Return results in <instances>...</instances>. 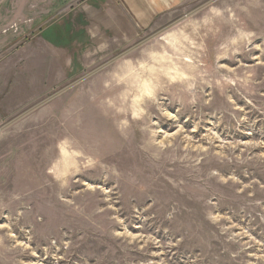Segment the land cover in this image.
Instances as JSON below:
<instances>
[{
  "label": "rangeland",
  "instance_id": "1",
  "mask_svg": "<svg viewBox=\"0 0 264 264\" xmlns=\"http://www.w3.org/2000/svg\"><path fill=\"white\" fill-rule=\"evenodd\" d=\"M177 2L3 7L0 264H264V0Z\"/></svg>",
  "mask_w": 264,
  "mask_h": 264
},
{
  "label": "crops",
  "instance_id": "2",
  "mask_svg": "<svg viewBox=\"0 0 264 264\" xmlns=\"http://www.w3.org/2000/svg\"><path fill=\"white\" fill-rule=\"evenodd\" d=\"M108 1L109 2H111V1L117 2L118 4L123 5L121 7H122V9L124 7V10H127L128 9L127 7H129L130 12L123 11L124 13L133 12V13H137L136 14L137 16H140V15L144 16L145 15V17H147V18L149 17L148 14L150 12L154 11V5H156V4L157 5L160 4L161 6H163V5H168V4H172V3H178L177 2L178 0H111V1L108 0ZM10 2H11V0H0V22L2 19L6 20V18H9V14L7 12H4V13L2 12L3 13L2 14L1 10L3 9V7L5 5L9 4ZM121 7H120V9H121ZM1 15H4L6 17H3V16L1 17ZM137 16H135V17H137ZM133 19H135V18H133ZM1 37H2V35H1Z\"/></svg>",
  "mask_w": 264,
  "mask_h": 264
}]
</instances>
